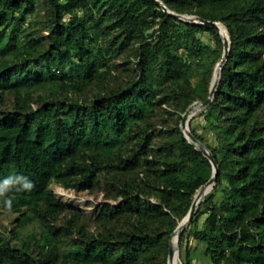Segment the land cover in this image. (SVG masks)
<instances>
[{
  "label": "trees",
  "instance_id": "obj_1",
  "mask_svg": "<svg viewBox=\"0 0 264 264\" xmlns=\"http://www.w3.org/2000/svg\"><path fill=\"white\" fill-rule=\"evenodd\" d=\"M159 1L222 24L230 41L198 113L205 135L189 125L218 172L182 233L180 259L193 264L188 232L211 264H264V0ZM39 8L38 34L27 20ZM223 49L215 26L153 0H0V96L14 97L0 111V183L34 185L0 197V209L10 198L17 228L41 227L19 246L0 244V264H168L213 174L182 116L208 99ZM51 183L119 200L86 218Z\"/></svg>",
  "mask_w": 264,
  "mask_h": 264
},
{
  "label": "rangeland",
  "instance_id": "obj_2",
  "mask_svg": "<svg viewBox=\"0 0 264 264\" xmlns=\"http://www.w3.org/2000/svg\"><path fill=\"white\" fill-rule=\"evenodd\" d=\"M46 10L45 9H38V12L34 14L33 16L29 17L27 21H30L31 19L37 20L38 23H34L32 28L29 30L30 32H37L39 34V31L42 30L43 22L46 19ZM219 25L224 29L222 31L225 35L228 36L226 28L219 23ZM219 34V32H218ZM47 36V34H44ZM220 35V34H219ZM38 95V92L35 93L34 96ZM14 97L8 93L4 92L3 95L0 96V111H5L12 108ZM197 103V102H195ZM194 104V103H193ZM33 106H36V104H33ZM201 109L196 110L194 114L188 119V128L189 125L196 129L197 132L205 135V131L203 129V118L202 116H199L198 113ZM208 137L209 135L206 134ZM210 143L213 144L212 140H209ZM101 184L105 185L106 181L100 177ZM51 188L54 190L56 195L60 197L67 205L68 210H79L83 212V216L86 218H91L95 212V207L99 204H102L104 202H110V203H116L119 199L113 200V199H104L103 193L99 190L94 191H81V192H74L72 190L64 189L60 185L56 183H51ZM70 216V213L64 212L61 215V218L64 220L65 218H68ZM18 217V213L1 210L0 209V244L2 243H11L13 245L19 246L20 244V238L25 240L30 235L37 233L41 227L37 222H33L30 225H27L26 227L19 229L16 226V219ZM204 218V215L201 216L198 225L201 224L202 220ZM61 220L59 224L63 223ZM183 220L180 221V223ZM189 224L185 227L184 231L188 228ZM18 231L19 238H16L14 236V232ZM183 231V232H184ZM188 242L189 246V252L192 255V263L193 264H211V260L209 257H207L204 254V247L201 244H198L196 241L193 240L192 235L188 232L184 234V240L183 245ZM180 250H181V244L179 246V253L177 256V264H183L182 260L180 259Z\"/></svg>",
  "mask_w": 264,
  "mask_h": 264
},
{
  "label": "water",
  "instance_id": "obj_3",
  "mask_svg": "<svg viewBox=\"0 0 264 264\" xmlns=\"http://www.w3.org/2000/svg\"><path fill=\"white\" fill-rule=\"evenodd\" d=\"M153 1L160 4L166 13H168V14L176 17V18H179L181 20L188 21V22H194V23H198V22L209 23V24L215 26V28L218 30L220 36L222 37L223 43H224L223 56H222V59L220 60V62L218 63V65L216 67V71H215V74L213 77V81L211 83L210 95H209L208 99L203 103L197 102V103L192 104L185 111V113L182 116V120H181L182 131L184 132V134L187 138H189L190 140H192L196 144L197 148L202 152V154L209 159V161L212 165V168H213V174H212L211 178L205 184L200 186V188L198 189V191L194 197V200L191 204V207H190V210H189L187 216L179 224L178 231L176 232V235H175V245L173 246L172 240L170 242L168 264H172L175 253H177V255L179 253L180 240H181V236H182V233H183L185 227L190 223V220L192 219L193 214L197 210L198 204L203 199V197L209 192V190L211 189L212 185L214 184V182L216 180V174L218 172L217 163L214 160L211 152L206 148V146L201 141L196 139L193 136V134L190 132V130L188 128V119L194 114V112H196V110L201 109L206 104H208L211 101L212 97L214 96L215 90H216L217 85H218V81L220 79L221 69H222L223 65L225 64L226 59L228 57L229 48H230V41H229V37L227 35L223 34V32L220 30L219 23L206 21V20L200 19L197 16H187V15L176 14V13L170 11L159 0H153Z\"/></svg>",
  "mask_w": 264,
  "mask_h": 264
},
{
  "label": "clouds",
  "instance_id": "obj_4",
  "mask_svg": "<svg viewBox=\"0 0 264 264\" xmlns=\"http://www.w3.org/2000/svg\"><path fill=\"white\" fill-rule=\"evenodd\" d=\"M33 183L23 176L8 177L2 183H0V197H5L6 193L10 192L13 188L16 191H31L33 189ZM5 205L8 210H11L12 200L5 199Z\"/></svg>",
  "mask_w": 264,
  "mask_h": 264
},
{
  "label": "bare ground",
  "instance_id": "obj_5",
  "mask_svg": "<svg viewBox=\"0 0 264 264\" xmlns=\"http://www.w3.org/2000/svg\"><path fill=\"white\" fill-rule=\"evenodd\" d=\"M220 30L224 31V29L220 26ZM224 34V33H223ZM175 245V238H174V243H173V246ZM172 264H177V256H176V253L174 255V259H173V263Z\"/></svg>",
  "mask_w": 264,
  "mask_h": 264
}]
</instances>
